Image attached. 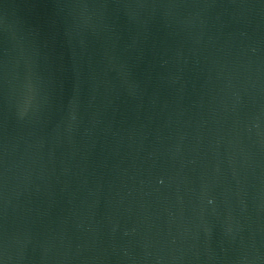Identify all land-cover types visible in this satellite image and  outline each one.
Instances as JSON below:
<instances>
[{
	"label": "water",
	"instance_id": "1",
	"mask_svg": "<svg viewBox=\"0 0 264 264\" xmlns=\"http://www.w3.org/2000/svg\"><path fill=\"white\" fill-rule=\"evenodd\" d=\"M0 264H264V0H0Z\"/></svg>",
	"mask_w": 264,
	"mask_h": 264
}]
</instances>
